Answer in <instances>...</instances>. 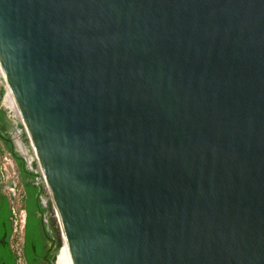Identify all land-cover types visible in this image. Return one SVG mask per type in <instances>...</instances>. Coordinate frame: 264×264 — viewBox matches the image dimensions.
<instances>
[{
    "label": "water",
    "instance_id": "water-1",
    "mask_svg": "<svg viewBox=\"0 0 264 264\" xmlns=\"http://www.w3.org/2000/svg\"><path fill=\"white\" fill-rule=\"evenodd\" d=\"M0 67L74 264H264V0H0Z\"/></svg>",
    "mask_w": 264,
    "mask_h": 264
},
{
    "label": "trees",
    "instance_id": "trees-1",
    "mask_svg": "<svg viewBox=\"0 0 264 264\" xmlns=\"http://www.w3.org/2000/svg\"><path fill=\"white\" fill-rule=\"evenodd\" d=\"M3 91H0V101ZM5 113L0 110V152L8 154L13 161L17 174L18 186L23 192V210L26 224L23 229L22 264H53L54 253L57 255L62 246L60 229L50 201L47 207L42 204L46 189L36 173V164L31 170L28 162L16 149L8 137H4ZM26 141V135L23 133ZM0 160V264H18V257L11 247L12 235V197L8 194L12 183H5ZM47 220V223H46ZM52 261V263H50Z\"/></svg>",
    "mask_w": 264,
    "mask_h": 264
},
{
    "label": "built area",
    "instance_id": "built-area-1",
    "mask_svg": "<svg viewBox=\"0 0 264 264\" xmlns=\"http://www.w3.org/2000/svg\"><path fill=\"white\" fill-rule=\"evenodd\" d=\"M0 91H3V95L0 101V109L3 110L6 113L7 117L13 122V124L20 127L22 133L26 135V131L22 127V119L20 116L19 109L17 107V103L15 104H16L18 113L10 103L9 99L13 98L15 102L16 100L14 98L12 91L10 90L9 86L7 85L5 81L1 67H0ZM26 140L29 145L30 142L27 139V135H26ZM29 149H30L29 156L32 160V164L33 163L36 164L37 166L36 173L39 174L40 180L43 183V178H42L39 166H38V161H37L35 152L30 145H29ZM0 160L2 164L1 166L2 175L4 176L5 170L9 166L10 157L7 154H2L0 152ZM8 194L10 195V197H12V204H13L12 219H11L12 220L11 247L18 257V264H22L23 261H22L21 248H22V239H23V225L25 221V211L23 210V196L24 195H23L22 190L17 185L14 189L10 188V190L8 191Z\"/></svg>",
    "mask_w": 264,
    "mask_h": 264
},
{
    "label": "flooded vegetation",
    "instance_id": "flooded-vegetation-1",
    "mask_svg": "<svg viewBox=\"0 0 264 264\" xmlns=\"http://www.w3.org/2000/svg\"><path fill=\"white\" fill-rule=\"evenodd\" d=\"M1 110V109H0ZM3 111V110H2ZM4 112V111H3ZM5 113V112H4ZM5 122L7 123V125L5 126V129H4V137H8L10 140L13 141V143L15 144V140L16 138H19V131L18 129L16 128V126L13 124V122L7 117L6 113H5ZM16 146V144H15ZM17 149V148H16ZM17 151L22 155L21 151H19L17 149ZM8 155V154H7ZM9 156V155H8ZM10 157V156H9ZM10 167H13L14 168V164H13V161L12 159L10 158V162H9V166L8 168ZM30 168V167H29ZM15 169V168H14ZM4 178V182L6 183V178H5V175L3 176ZM15 183H12L10 185V188H12V185H17L18 186V179L16 178V180L14 181ZM19 187V186H18ZM20 188V187H19ZM21 189V188H20ZM25 224H26V213H25V221H24V225H23V229L25 227ZM22 243H23V239H22ZM50 263H52V261H50Z\"/></svg>",
    "mask_w": 264,
    "mask_h": 264
},
{
    "label": "crops",
    "instance_id": "crops-1",
    "mask_svg": "<svg viewBox=\"0 0 264 264\" xmlns=\"http://www.w3.org/2000/svg\"><path fill=\"white\" fill-rule=\"evenodd\" d=\"M15 144H16V148L19 151H21V153H24L25 157H27L30 149H29V145H28L27 140L24 141V139H23V133L22 132L21 133L19 132V138H16ZM4 175L6 178V183H15L14 181L17 178V174H16V171L13 167L6 169ZM44 198H46V200H48V196H46Z\"/></svg>",
    "mask_w": 264,
    "mask_h": 264
},
{
    "label": "bare ground",
    "instance_id": "bare-ground-1",
    "mask_svg": "<svg viewBox=\"0 0 264 264\" xmlns=\"http://www.w3.org/2000/svg\"><path fill=\"white\" fill-rule=\"evenodd\" d=\"M9 100H10L11 105L17 111L16 104H15L16 102L14 101V99L12 98ZM57 264H74L68 244L66 242L63 244L62 248L60 249L59 255L57 256Z\"/></svg>",
    "mask_w": 264,
    "mask_h": 264
},
{
    "label": "rangeland",
    "instance_id": "rangeland-1",
    "mask_svg": "<svg viewBox=\"0 0 264 264\" xmlns=\"http://www.w3.org/2000/svg\"><path fill=\"white\" fill-rule=\"evenodd\" d=\"M28 156H29V153H28ZM30 157V156H29ZM7 169H9V168H7ZM54 213V212H53ZM54 217H55V213H54ZM56 218V217H55ZM60 235H61V239H62V234H61V231H60ZM62 246H63V240H62ZM62 246H61V248H62ZM60 248V249H61ZM60 251V250H59ZM59 251H58V253H57V256L59 255Z\"/></svg>",
    "mask_w": 264,
    "mask_h": 264
}]
</instances>
